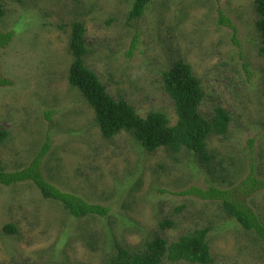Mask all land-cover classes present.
<instances>
[{
	"label": "rangeland",
	"instance_id": "obj_1",
	"mask_svg": "<svg viewBox=\"0 0 264 264\" xmlns=\"http://www.w3.org/2000/svg\"><path fill=\"white\" fill-rule=\"evenodd\" d=\"M2 1L0 30L14 36L0 48V73L11 81L0 85V131L6 132L0 168L27 166L49 138L44 176L109 212L76 218L31 180L0 184V264H126L121 249L138 252L156 239L170 244L197 228H209L210 264H264L255 231L228 217L220 202L179 193L224 187L223 177L239 182L251 164L264 176L256 0H153L137 18L129 17L133 0ZM221 12L238 26L236 40L233 29L219 23ZM78 21L85 27L87 66L142 116L160 110L171 125L177 122L163 72L178 61L191 65L206 93L202 113L210 117L220 105L232 117L225 135L207 139L214 172L186 148L147 151L128 130L103 136L94 108L68 79ZM248 201L264 222V187ZM162 264L200 263L164 256Z\"/></svg>",
	"mask_w": 264,
	"mask_h": 264
},
{
	"label": "trees",
	"instance_id": "obj_2",
	"mask_svg": "<svg viewBox=\"0 0 264 264\" xmlns=\"http://www.w3.org/2000/svg\"><path fill=\"white\" fill-rule=\"evenodd\" d=\"M22 1V0H17ZM153 0H133L129 11L130 18L140 17ZM256 9L261 18L256 22L259 32L260 52L264 54V0H256ZM5 14V6L0 0V17ZM219 23L233 29L232 38L236 40L238 26L224 12L219 14ZM85 27L82 22H75L71 38V49L74 59L69 69V82L81 90L84 98L94 108L96 122L104 137L111 138L123 130L131 131L147 151L168 146L174 151L183 148L191 151L206 170L214 172V155L208 149L207 139L213 132L225 135L232 121L230 113L218 105L210 117L205 116L200 106L206 93L200 79L193 73L191 65L178 61L163 72L164 86L168 95L174 100L178 120L171 125L166 113L160 110L149 112L146 116L138 113L136 108L121 97H114L101 81L99 76L86 64L85 54L88 47L84 41ZM13 31L0 30V48L8 45L13 39ZM135 44V43H134ZM11 83L10 79L0 73V85ZM6 137L0 131V142ZM48 140L40 152L27 166L7 171L0 168V184L10 186L22 181L31 180L43 197L60 202L74 217L88 215H107L109 208L99 203H91L82 196L63 190L50 182L43 173L42 162L50 151ZM220 169L224 168L222 162ZM226 186L210 184L207 188L192 186L179 193L195 195L205 200L218 201L223 212L234 218L247 231L253 230L264 244V222L254 210L248 198L264 187V176L256 172L251 164L250 173L239 182L223 177ZM170 222L162 223L165 227ZM7 230L14 226L7 225ZM209 228H197L180 236L177 241L167 243L165 239H156L146 244L138 252L120 250L119 260L126 264H162L163 257L171 261L186 260L191 263L210 264L214 262L208 240Z\"/></svg>",
	"mask_w": 264,
	"mask_h": 264
}]
</instances>
